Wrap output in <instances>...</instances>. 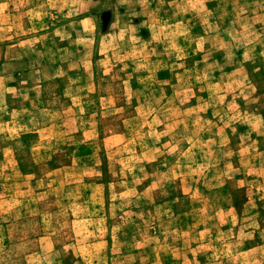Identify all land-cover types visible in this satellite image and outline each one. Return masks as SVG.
Instances as JSON below:
<instances>
[{
	"label": "rangeland",
	"instance_id": "obj_1",
	"mask_svg": "<svg viewBox=\"0 0 264 264\" xmlns=\"http://www.w3.org/2000/svg\"><path fill=\"white\" fill-rule=\"evenodd\" d=\"M0 264H264V0H0Z\"/></svg>",
	"mask_w": 264,
	"mask_h": 264
},
{
	"label": "crops",
	"instance_id": "obj_2",
	"mask_svg": "<svg viewBox=\"0 0 264 264\" xmlns=\"http://www.w3.org/2000/svg\"><path fill=\"white\" fill-rule=\"evenodd\" d=\"M3 2H5V1H3Z\"/></svg>",
	"mask_w": 264,
	"mask_h": 264
}]
</instances>
